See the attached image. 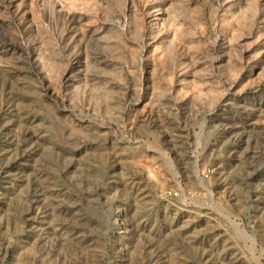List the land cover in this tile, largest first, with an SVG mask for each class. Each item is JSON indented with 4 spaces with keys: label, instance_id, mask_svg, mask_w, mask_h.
I'll return each instance as SVG.
<instances>
[{
    "label": "rangeland",
    "instance_id": "rangeland-1",
    "mask_svg": "<svg viewBox=\"0 0 264 264\" xmlns=\"http://www.w3.org/2000/svg\"><path fill=\"white\" fill-rule=\"evenodd\" d=\"M0 264H264V0H0Z\"/></svg>",
    "mask_w": 264,
    "mask_h": 264
},
{
    "label": "bare ground",
    "instance_id": "bare-ground-1",
    "mask_svg": "<svg viewBox=\"0 0 264 264\" xmlns=\"http://www.w3.org/2000/svg\"><path fill=\"white\" fill-rule=\"evenodd\" d=\"M119 221H120V223L125 224V223H124L125 218H124V216H123L122 211H120V212L118 213V222H119ZM117 243L119 244V241H118Z\"/></svg>",
    "mask_w": 264,
    "mask_h": 264
}]
</instances>
